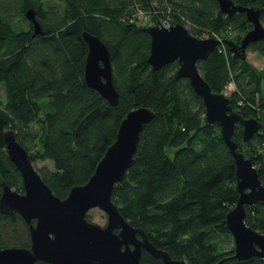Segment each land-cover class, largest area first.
I'll list each match as a JSON object with an SVG mask.
<instances>
[{
    "label": "trees",
    "instance_id": "16d2710c",
    "mask_svg": "<svg viewBox=\"0 0 264 264\" xmlns=\"http://www.w3.org/2000/svg\"><path fill=\"white\" fill-rule=\"evenodd\" d=\"M260 8L264 0H233ZM33 8L44 33L32 34L24 12ZM169 17L197 38L214 32L239 42L252 25L243 13L227 16L215 0H0V194L1 181L22 191L17 168L10 161L3 132L11 129L28 158L49 160L52 168L35 167L59 198L93 173L114 141L122 117L147 106L153 119L140 133L134 164L113 187L112 200L134 227H140L158 248L188 264H264V259H232V237L225 214L237 200L233 159L219 126L204 121L201 99L187 79L175 78L176 61L154 70L148 63V23ZM26 20L28 28L21 26ZM86 31L98 36L110 52L112 80L119 98L115 106L84 81ZM224 45L197 67L212 91L229 95L233 109L256 117L259 130L248 144L236 125L233 139L249 150L264 185V69L235 57ZM247 50L264 55V39ZM246 223L264 234V201L245 206ZM233 243V242H232ZM29 227L20 214L0 212V248L29 246ZM34 264H48L36 261ZM140 264H163L143 250Z\"/></svg>",
    "mask_w": 264,
    "mask_h": 264
},
{
    "label": "water",
    "instance_id": "95a60500",
    "mask_svg": "<svg viewBox=\"0 0 264 264\" xmlns=\"http://www.w3.org/2000/svg\"><path fill=\"white\" fill-rule=\"evenodd\" d=\"M219 11L232 16L243 13L252 27L239 42L230 38H197L179 22L169 27L157 24L145 27L149 35L147 63L159 70L176 61L175 78L187 79L193 92L201 99L204 121L216 123L223 142L230 152L235 169L237 200L225 214L233 251L231 258L247 260L264 259V234L246 223L245 206L264 201V185L259 179L253 155L249 150H239V142L233 139L236 125L242 128V141L248 144L259 130L256 117H243L233 109L230 96L212 91L198 67L222 42L235 57L246 58L247 46L264 39V27L260 22V8L247 7L233 0H215ZM25 18L32 23V34L44 33L33 8H27ZM87 44L84 64V81L95 89L110 105L115 106L119 94L112 80L110 52L101 39L82 32ZM154 117L147 106L129 110L120 120L114 141L106 148L93 173L83 184L73 185L65 198H59L42 180L26 149L16 139L11 129L3 132L5 151L17 168L22 191L1 181L0 212L21 215L29 227V246L0 248V264H140L142 251L163 264H188L183 258H173L167 250L156 247L140 227H134L112 200L115 184L121 182L134 164L140 133L143 126ZM97 207L106 214L101 226L87 218V212ZM223 260L216 262L220 264Z\"/></svg>",
    "mask_w": 264,
    "mask_h": 264
},
{
    "label": "rangeland",
    "instance_id": "374dc122",
    "mask_svg": "<svg viewBox=\"0 0 264 264\" xmlns=\"http://www.w3.org/2000/svg\"><path fill=\"white\" fill-rule=\"evenodd\" d=\"M137 20H138V23H148L150 25L152 24H157V21L156 20H152V18H150V14L147 13V12H142V11H138V14H137ZM20 24L23 28L27 29L28 28V24H27V21L26 20H21L20 21ZM247 61H249L252 66H256L255 68L258 70V71H261L264 69V55L263 54H260L259 52H253V51H249V50H246V58H245ZM229 88H230V84H228L225 88V91H223L226 95H230L231 93H229ZM0 98L2 100H5V93L3 91V84L0 83ZM34 166L39 168V167H42V166H47L49 168H52V162L49 161V160H44V161H36L34 163ZM87 218L91 221V222H94L96 224H99L101 226L105 225L106 223V214L104 213V211H102L101 209L97 208V207H94V208H91L90 210H88L87 212ZM224 247H230V246H233V243H226V244H223Z\"/></svg>",
    "mask_w": 264,
    "mask_h": 264
},
{
    "label": "built area",
    "instance_id": "2783aa9c",
    "mask_svg": "<svg viewBox=\"0 0 264 264\" xmlns=\"http://www.w3.org/2000/svg\"><path fill=\"white\" fill-rule=\"evenodd\" d=\"M172 24H174V23L172 22V20L169 17H159L157 20V25H159L161 27H169ZM209 37L217 38L220 41L222 39L219 34H216L214 32H211V33L203 32L202 34H200L199 38H209ZM218 47H219L220 52H224V45L222 42H220V44L217 46V48Z\"/></svg>",
    "mask_w": 264,
    "mask_h": 264
},
{
    "label": "crops",
    "instance_id": "0c3cea01",
    "mask_svg": "<svg viewBox=\"0 0 264 264\" xmlns=\"http://www.w3.org/2000/svg\"><path fill=\"white\" fill-rule=\"evenodd\" d=\"M254 67H256V66H254ZM229 84H230L229 93H232L235 90V84L233 82H231ZM262 154H263V158H264V150L262 151Z\"/></svg>",
    "mask_w": 264,
    "mask_h": 264
}]
</instances>
